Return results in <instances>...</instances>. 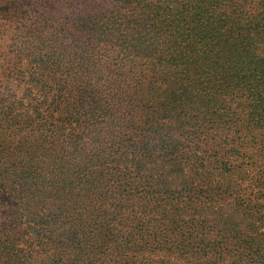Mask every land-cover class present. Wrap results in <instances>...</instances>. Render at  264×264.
<instances>
[{"label":"trees","instance_id":"1","mask_svg":"<svg viewBox=\"0 0 264 264\" xmlns=\"http://www.w3.org/2000/svg\"><path fill=\"white\" fill-rule=\"evenodd\" d=\"M175 2L198 15L217 7L225 12L230 28L223 34L220 28L216 29L221 32L212 29L215 38H207L206 30L187 25L184 18L158 15ZM223 3L166 0L153 8L148 4V16L133 20L125 33L117 28L119 22L107 26L98 19L90 35L99 43L115 40L117 48L106 56L112 62L103 79L102 66L92 55L67 68L65 60L73 58L66 41L78 46L80 38L37 27L19 36L40 49L54 45L60 55L41 67L43 73L28 78L25 106L22 102L6 109L0 102V264H180L172 257L184 260L182 264H264V234L243 233L247 226L242 228V221H186L185 210L169 218L163 203L167 190L150 184L134 153L147 156L171 146L169 140L153 142L146 130L133 127L132 98L126 97L133 83L129 75L146 83L147 77L138 73L150 65L162 78L159 88L168 83L180 91L182 78L198 73L193 68L197 59L200 69L203 65L205 73L213 72L212 82H218L219 90H235L245 108L241 128L247 142L264 151V0ZM24 5L17 2L12 7ZM25 7L32 8L30 2ZM168 32L169 49L181 46L177 56L160 46ZM212 52L216 55L208 58L215 61L206 62ZM172 64L175 68L170 70L179 78L165 76ZM156 81L157 75L151 83ZM34 90H39L40 100ZM253 197L254 203L235 205L241 211L263 212L264 190ZM182 225L190 227L183 231Z\"/></svg>","mask_w":264,"mask_h":264},{"label":"rangeland","instance_id":"2","mask_svg":"<svg viewBox=\"0 0 264 264\" xmlns=\"http://www.w3.org/2000/svg\"><path fill=\"white\" fill-rule=\"evenodd\" d=\"M165 1L0 0V102L3 108L7 109L10 105L16 108L22 102L25 106L28 100L25 94L29 87L28 78L32 74L43 73L41 67L46 63L48 65L50 60H57L60 55L54 45L40 49V45L22 42L19 36L25 37L28 28L45 29L69 39L70 34L75 36V40L80 38L78 46L75 41H66L70 56L73 59V55L76 56L75 60L64 59L69 61L67 68L75 65L77 59L84 60L85 56L92 55L102 66V75L99 77L103 79L108 63L112 62L106 56L116 53V41L99 43L90 35V28H98L99 19L100 23L107 26H115L113 22H119L121 26L117 28H121V32L125 33L126 26H132L133 20H142L148 16V4L153 8ZM17 2L25 5L15 10L12 6ZM27 2H30L31 9L26 10ZM227 4L228 0H224L223 6ZM155 12L154 8L153 14ZM160 12L158 15H171L173 19L184 18L187 25L199 26L207 31V38H215L212 29L219 32L222 29L223 34L230 28L224 17L225 12L217 7L198 15L190 6L175 2L173 7L166 11L162 9ZM83 29L89 30L88 33H82ZM164 38L160 46L168 49L166 51L172 56L180 54L181 46L172 45L169 49L168 45L172 42L170 32L167 39ZM201 42L199 48L205 42L204 39H201ZM160 46L158 45L159 48ZM76 52L78 54H75ZM215 52L204 60L214 62V57H208L216 55ZM173 64L168 66V70L165 69V76L170 78L168 74H171L174 78H179L178 72L170 70L175 68ZM137 66L140 68V65ZM153 68L145 64L143 73H138L139 77H147L146 83H138L135 80L137 75H129L132 79L128 78V81L133 83L126 97L128 96L129 101L132 98L129 106L133 127L146 130L145 135L148 139H153V142L161 139L170 141L168 144L171 147L153 151L154 154L142 156L137 151L134 152L141 162L142 174L150 184L156 182L163 192L167 190L168 194L165 193L166 200H163V203L166 204L169 218L185 210L183 212L189 213L186 221L192 218L206 219L213 223L219 220L221 223L226 219L236 220L243 222L242 228L247 226L243 233L264 234V211H241L243 208L238 209L235 205L243 201L254 203V194L264 190V151H260L257 144L247 142L249 139L246 138V131L241 128L245 108L241 107V99L236 98L235 90H219L218 82H212L213 72L205 73L203 65L200 69L198 59L193 64L198 73L184 76L181 80L183 90L180 91L168 87V83L159 88V80L162 78L159 73H154ZM113 69L114 67H111L109 70ZM44 73H48V70L45 69ZM67 73H70L69 69ZM155 75L158 76V81L153 85L151 82ZM203 84H208L206 89ZM38 92L39 90H34L33 94L40 100L41 95ZM254 98L258 99L256 96ZM256 137H259L258 133ZM193 214L196 215L192 216ZM182 226L183 231L186 230L187 225ZM191 226L190 230H196L195 224ZM171 259L172 262L185 263L184 260L174 257Z\"/></svg>","mask_w":264,"mask_h":264}]
</instances>
